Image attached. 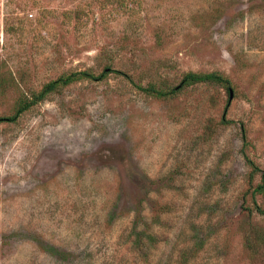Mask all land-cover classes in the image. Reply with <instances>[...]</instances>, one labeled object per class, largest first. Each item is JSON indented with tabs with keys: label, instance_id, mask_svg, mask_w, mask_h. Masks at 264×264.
<instances>
[{
	"label": "rangeland",
	"instance_id": "obj_1",
	"mask_svg": "<svg viewBox=\"0 0 264 264\" xmlns=\"http://www.w3.org/2000/svg\"><path fill=\"white\" fill-rule=\"evenodd\" d=\"M106 66L0 120V264H264V0H0V116Z\"/></svg>",
	"mask_w": 264,
	"mask_h": 264
},
{
	"label": "trees",
	"instance_id": "obj_2",
	"mask_svg": "<svg viewBox=\"0 0 264 264\" xmlns=\"http://www.w3.org/2000/svg\"><path fill=\"white\" fill-rule=\"evenodd\" d=\"M107 68H109V66H106L105 69L100 74H95L90 70L70 71L68 73L61 74L57 78L45 83L39 90L32 91L29 94L21 95L16 103L14 112L6 117L0 116V120L15 121L23 111L29 109L36 103L45 99L47 95H49L51 92L57 91L58 89L66 85H69L75 81H78L80 79H93V80L101 79L102 77L105 76L107 72ZM195 83L220 84L228 89L230 85L229 79L218 71H210V72L188 71L183 75L181 79L182 85H191ZM179 87L180 86L164 89V88L156 87L154 84H149L148 86L143 87L142 89L150 95L156 96L158 98H164L172 93H175L179 89ZM247 161L251 165L252 170L259 169L258 166H256L251 160H247ZM256 191L259 192L264 191L263 171H261V182L256 186L254 192ZM252 202H253V207H252L253 209L252 208L251 209L257 212L262 217H264V207H262L260 204L257 203L254 194L252 196Z\"/></svg>",
	"mask_w": 264,
	"mask_h": 264
},
{
	"label": "water",
	"instance_id": "obj_3",
	"mask_svg": "<svg viewBox=\"0 0 264 264\" xmlns=\"http://www.w3.org/2000/svg\"><path fill=\"white\" fill-rule=\"evenodd\" d=\"M232 98V90L229 88V100Z\"/></svg>",
	"mask_w": 264,
	"mask_h": 264
}]
</instances>
